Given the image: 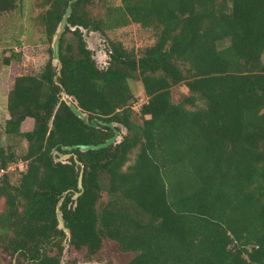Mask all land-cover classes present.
Listing matches in <instances>:
<instances>
[{"label":"trees","instance_id":"1","mask_svg":"<svg viewBox=\"0 0 264 264\" xmlns=\"http://www.w3.org/2000/svg\"><path fill=\"white\" fill-rule=\"evenodd\" d=\"M69 1L60 69L49 47L43 68L15 75L7 92L2 135L27 148L0 143V248L60 264L58 208L88 256L108 238L134 253L127 264H264V0H102L96 16L93 0H40L42 42H53ZM17 5L0 0V12ZM132 23L137 47L110 37ZM80 27L106 36V67ZM130 79L147 97L138 109ZM178 84L187 93L174 101ZM28 117L34 126L22 130ZM97 120L126 131L99 149L64 148L112 137Z\"/></svg>","mask_w":264,"mask_h":264},{"label":"rangeland","instance_id":"2","mask_svg":"<svg viewBox=\"0 0 264 264\" xmlns=\"http://www.w3.org/2000/svg\"><path fill=\"white\" fill-rule=\"evenodd\" d=\"M114 3H119V0H112ZM40 0H17V7L10 11L0 12V143H11L14 150L18 154H23L27 148V140L21 137L9 138L3 136V125L6 114V97L8 89L11 87L15 75L22 73H38L44 66L50 56L49 47L53 48V42L48 44L42 42L44 33L42 26L38 23L36 17L43 6ZM90 14L96 16L104 12V3L102 0H93L87 7ZM136 24H129L125 27L116 28L110 31V37L117 41H121L124 45L135 47L139 44V39ZM73 29V28H72ZM83 38L92 52L97 65L104 66L109 60V44L106 36L98 31L80 29ZM21 53L20 59L12 58L10 64L4 63V58L11 53ZM53 64H58L57 60H53ZM129 85L133 90L136 100L133 102V107L138 109L147 97L143 92L141 81L129 80ZM187 93V88L184 84L175 85L172 88V98L178 101L184 94ZM72 102L70 98L63 95ZM135 103V104H134ZM86 115V114H85ZM125 129L121 126L119 135L115 142L121 139ZM68 154H62L61 160H65ZM21 164V162L19 163ZM21 167L20 165L18 168ZM17 170L9 171L11 182L17 179ZM75 195L73 196V198ZM107 194L102 192L99 206L107 201ZM4 206V199L0 198V210ZM59 227L64 230V236L61 240V257L60 264H127L129 259L134 255L133 252H122L118 248V243L104 238L102 248L94 255L88 256L86 248L76 249L69 240V231L63 227L61 212L57 210ZM49 251L55 252L56 249ZM0 264H34L31 260H27L21 253H13L10 250L4 252L0 248Z\"/></svg>","mask_w":264,"mask_h":264},{"label":"water","instance_id":"3","mask_svg":"<svg viewBox=\"0 0 264 264\" xmlns=\"http://www.w3.org/2000/svg\"><path fill=\"white\" fill-rule=\"evenodd\" d=\"M70 2L69 1V4L66 8V11L62 17V20L59 24V27L55 33V38H54V44H53V60H57L59 61V50H58V42H59V38L62 34V32L64 31L65 29V26L67 24V17L70 15V12H71V7H70ZM74 28V27H72ZM80 29H84L83 27H80ZM85 30V29H84ZM61 67V64L58 63V69H60ZM72 98V102H68L71 110L77 115L79 116L80 118H82L83 120H85L87 123H89L87 121V117L85 115V113L76 105V101H75V98L74 97H71ZM97 123L99 124H107L109 125L110 127L114 128V135L110 138H108L105 142L103 143H99V144H78V145H74V146H66L64 147L65 149H71V148H75V147H78L80 150H88V149H99V148H102V147H105L113 142L116 141L118 135H119V131L115 128V124L112 123V122H104V121H101V120H97ZM96 125V123H95ZM78 187L82 189V179H81V173L79 175V179H78ZM79 194V193H77ZM58 210V208H57Z\"/></svg>","mask_w":264,"mask_h":264},{"label":"crops","instance_id":"4","mask_svg":"<svg viewBox=\"0 0 264 264\" xmlns=\"http://www.w3.org/2000/svg\"><path fill=\"white\" fill-rule=\"evenodd\" d=\"M34 126V121L32 118L28 117L24 120V122L22 123V130H29L32 129Z\"/></svg>","mask_w":264,"mask_h":264},{"label":"built area","instance_id":"5","mask_svg":"<svg viewBox=\"0 0 264 264\" xmlns=\"http://www.w3.org/2000/svg\"><path fill=\"white\" fill-rule=\"evenodd\" d=\"M106 64H104V66H100V67H106L107 66V61L105 62ZM21 167L23 166V164L21 163V164H19ZM14 167H15V165H12V166H10V167H8V170H10V169H14ZM2 172H3V170H1L0 171V175L2 174Z\"/></svg>","mask_w":264,"mask_h":264}]
</instances>
